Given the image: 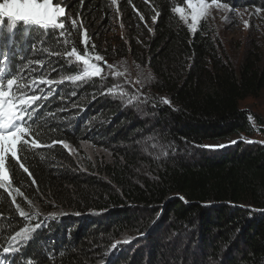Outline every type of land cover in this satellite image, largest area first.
Instances as JSON below:
<instances>
[{"label": "trees", "instance_id": "trees-1", "mask_svg": "<svg viewBox=\"0 0 264 264\" xmlns=\"http://www.w3.org/2000/svg\"><path fill=\"white\" fill-rule=\"evenodd\" d=\"M63 3L72 14L63 37L26 30L9 48L17 94L39 98L43 146H18L28 171L6 161L0 264H264V144L203 145L255 133L240 102L264 88L260 58L235 68L206 23L192 31L178 18L184 0ZM117 19L123 39L110 37ZM73 47L99 75L68 79L85 68ZM147 136L165 152L144 151ZM83 142L110 157L81 165L67 147ZM24 227L35 234L21 243L13 237Z\"/></svg>", "mask_w": 264, "mask_h": 264}, {"label": "snow or ice", "instance_id": "snow-or-ice-1", "mask_svg": "<svg viewBox=\"0 0 264 264\" xmlns=\"http://www.w3.org/2000/svg\"><path fill=\"white\" fill-rule=\"evenodd\" d=\"M115 2V0H113ZM188 8L191 9L192 25L197 23V20L204 17L208 13V0H184ZM217 0H211L212 4H216ZM63 0H0V188L10 187L9 174L5 171L6 161L11 162L15 159L20 167L28 171L24 163H20L21 157H18L19 152H25L29 149H38L43 146L37 125L38 110L35 107V102L39 99L35 95H26L21 92L17 94L16 80L11 72L10 61L13 52L9 50L12 44V37L19 33H24L26 30L38 31L42 35L47 33L48 36L56 37V30H60L59 39L65 35L67 27L66 8L62 6ZM224 8H229L227 3L221 5ZM175 11L181 12V8H176ZM183 18V17H182ZM73 26H77L73 20ZM78 27V26H77ZM90 41V38H89ZM89 41H85L86 45ZM44 42H41L43 47ZM95 48V45H92ZM69 58L76 57L77 60H82L85 68L81 76H71L68 79L73 81L83 80L84 77L97 76L101 69L89 63L87 51L83 55H79L75 47L68 53ZM102 56L97 55L96 61H101ZM7 65V68L5 66ZM69 67L73 65L69 64ZM111 69V65L107 66ZM7 72V75L4 73ZM119 75V74H118ZM12 77V78H9ZM6 81V83H5ZM41 83L52 84L51 80L41 81ZM164 104H168L169 100L164 99ZM30 137H35L31 139ZM251 142V141H249ZM53 145L57 141L52 142ZM63 143V141H60ZM236 143V141H232ZM67 147V145H65ZM212 148H223L225 145L210 146ZM14 174V166L13 169ZM183 199V197H181ZM13 202L17 204V210L20 216L27 219L28 214L23 211L19 203L13 198ZM41 227L40 224L35 225V230ZM35 230L28 227L21 228L16 232L13 239H19L21 243L28 241L35 234ZM116 245H113L115 248ZM19 250L16 247H4V253H15Z\"/></svg>", "mask_w": 264, "mask_h": 264}, {"label": "rangeland", "instance_id": "rangeland-1", "mask_svg": "<svg viewBox=\"0 0 264 264\" xmlns=\"http://www.w3.org/2000/svg\"><path fill=\"white\" fill-rule=\"evenodd\" d=\"M208 3L207 15L198 19L195 25H192L191 9L188 8L187 3L179 7L182 9L181 12L175 11V13L192 31L200 23H206L220 46L221 56H226L227 58L225 59L231 62L235 68L250 53L256 54L260 58L261 65L264 68V6L257 4L258 0H243V2L238 0L232 5L227 3L229 5L227 9L221 6L226 3L223 1H217L216 4H212L211 1H208ZM62 6H65V4L62 3ZM69 15L72 14L66 8L67 19ZM115 23V32L110 34V37L113 39H117V37L123 39L122 25L118 19ZM93 42H95L94 38ZM87 59L91 61L90 58ZM89 63L93 64L91 62ZM240 107L248 110L253 117H257L259 125L255 126V133L249 137L240 134L233 135L227 140H205L203 142L204 146H227L229 143L232 144V141L239 140L256 141L264 144V88L256 96L247 97L242 100ZM154 139L155 137L147 136L143 140L144 151L164 153L165 150L162 149L160 144H156ZM147 145H150L151 148H146L145 146ZM67 148L73 153L76 161L81 165H87L88 162L95 161L96 159L107 158L111 152L109 149L94 146L88 142L81 143L77 148L70 146Z\"/></svg>", "mask_w": 264, "mask_h": 264}]
</instances>
